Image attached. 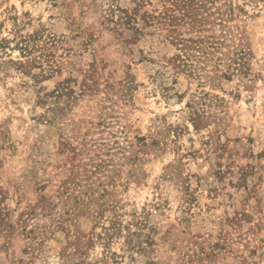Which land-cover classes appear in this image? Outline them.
<instances>
[{"label":"rangeland","instance_id":"374dc122","mask_svg":"<svg viewBox=\"0 0 264 264\" xmlns=\"http://www.w3.org/2000/svg\"><path fill=\"white\" fill-rule=\"evenodd\" d=\"M205 1L254 79L183 71L172 0H0V264H264V0Z\"/></svg>","mask_w":264,"mask_h":264},{"label":"trees","instance_id":"16d2710c","mask_svg":"<svg viewBox=\"0 0 264 264\" xmlns=\"http://www.w3.org/2000/svg\"><path fill=\"white\" fill-rule=\"evenodd\" d=\"M206 5L205 0H172V5L165 8L163 17L166 20L189 24L195 33V36H175L173 39L180 50L177 59L183 71L212 85L235 76L241 80L254 79L250 46L241 41V36L238 37L232 26L226 24L220 12L219 19L211 20V11L207 12ZM229 10L232 13L233 9ZM217 22H220L222 32L214 31ZM207 31L210 33H204Z\"/></svg>","mask_w":264,"mask_h":264}]
</instances>
